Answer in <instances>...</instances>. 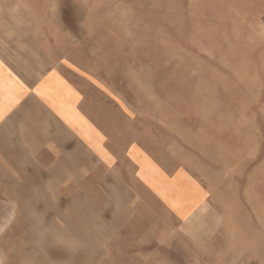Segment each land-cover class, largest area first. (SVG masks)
I'll use <instances>...</instances> for the list:
<instances>
[{
  "label": "rangeland",
  "instance_id": "374dc122",
  "mask_svg": "<svg viewBox=\"0 0 264 264\" xmlns=\"http://www.w3.org/2000/svg\"><path fill=\"white\" fill-rule=\"evenodd\" d=\"M0 22L54 37L126 143L88 188L0 187V264H126L109 193L127 156L206 192L188 232L136 197L131 260L138 245L141 264H264V0H0Z\"/></svg>",
  "mask_w": 264,
  "mask_h": 264
},
{
  "label": "crops",
  "instance_id": "0c3cea01",
  "mask_svg": "<svg viewBox=\"0 0 264 264\" xmlns=\"http://www.w3.org/2000/svg\"><path fill=\"white\" fill-rule=\"evenodd\" d=\"M19 31L11 22H0V187L88 188L91 175L99 181L104 165L117 164L116 153L126 143L120 146L111 139L86 82L78 79L71 58L56 52L54 37L39 36L34 27L25 34ZM148 162L144 156H127L130 180L126 186L111 181L109 194L121 193L112 202L111 223L124 222V215L127 220L126 264H141L135 255L146 250L137 245L131 260L130 237L140 241L137 220L145 217L131 211L136 197L138 208L155 200L163 215L169 213L181 224L171 232H188V223L206 199L204 189L189 186L183 174L154 170ZM100 187L104 198L108 189ZM95 204L105 202L96 197Z\"/></svg>",
  "mask_w": 264,
  "mask_h": 264
}]
</instances>
